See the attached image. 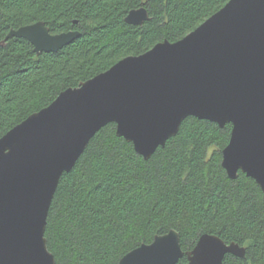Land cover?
<instances>
[{
	"label": "trees",
	"instance_id": "obj_1",
	"mask_svg": "<svg viewBox=\"0 0 264 264\" xmlns=\"http://www.w3.org/2000/svg\"><path fill=\"white\" fill-rule=\"evenodd\" d=\"M228 0H0V41L11 28L43 21L53 34L80 35L56 52L37 55L11 37L0 44V136L128 55L165 39L176 41ZM145 6L142 25L125 22ZM231 124L185 118L178 132L148 159L117 136L115 123L100 128L53 195L45 227L55 264H118L156 234L174 228L184 252L205 232L246 248L224 264H264V192L239 171L221 165ZM183 255L176 264H186Z\"/></svg>",
	"mask_w": 264,
	"mask_h": 264
},
{
	"label": "water",
	"instance_id": "obj_2",
	"mask_svg": "<svg viewBox=\"0 0 264 264\" xmlns=\"http://www.w3.org/2000/svg\"><path fill=\"white\" fill-rule=\"evenodd\" d=\"M145 6L124 20L142 25ZM80 35L53 34L43 21L11 28L34 52H56ZM193 116L231 124L221 165L239 171L264 192V0H228L188 34L128 55L105 71L61 91L0 136V264H55L44 232L48 210L64 172L72 169L91 137L108 123L145 160ZM246 248L212 233L183 251L171 228L125 253L118 264H224Z\"/></svg>",
	"mask_w": 264,
	"mask_h": 264
}]
</instances>
